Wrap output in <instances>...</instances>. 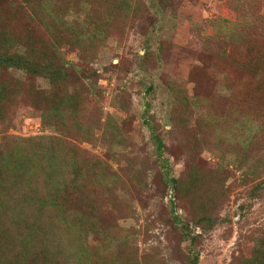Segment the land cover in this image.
Here are the masks:
<instances>
[{"label":"rangeland","instance_id":"374dc122","mask_svg":"<svg viewBox=\"0 0 264 264\" xmlns=\"http://www.w3.org/2000/svg\"><path fill=\"white\" fill-rule=\"evenodd\" d=\"M28 24L22 14L14 29ZM102 41L89 66L94 89L79 88L89 117L113 124L112 139L95 129L98 141L76 142L110 175L90 249L124 264H241L264 235V190L248 196L264 181L254 161L264 155V90L228 73L247 50H262L264 0H131ZM60 51L80 67L76 51ZM6 134L57 135L22 101Z\"/></svg>","mask_w":264,"mask_h":264},{"label":"trees","instance_id":"16d2710c","mask_svg":"<svg viewBox=\"0 0 264 264\" xmlns=\"http://www.w3.org/2000/svg\"><path fill=\"white\" fill-rule=\"evenodd\" d=\"M59 1L56 6L54 0H0V264H124L105 259L88 244L89 234L101 228L110 175L106 162L76 142L98 141L95 129H102L103 141L112 139V120L93 121L79 88L86 82L94 89L90 63L109 22L131 0ZM83 8L85 19L79 17ZM26 13L30 24L14 29ZM63 46L77 52L80 67L64 58ZM255 49L236 59L228 76L264 90V42L261 51ZM40 77L49 81L48 90L37 91L25 80ZM21 101L29 112L39 111L57 135H7ZM157 143L160 151L163 144ZM254 161L255 167L264 166V155ZM171 182L176 188L178 181ZM262 190L264 181L248 196L259 198ZM240 263L264 264V235L255 238L250 257Z\"/></svg>","mask_w":264,"mask_h":264},{"label":"water","instance_id":"95a60500","mask_svg":"<svg viewBox=\"0 0 264 264\" xmlns=\"http://www.w3.org/2000/svg\"><path fill=\"white\" fill-rule=\"evenodd\" d=\"M195 262L193 261L191 264H194Z\"/></svg>","mask_w":264,"mask_h":264}]
</instances>
